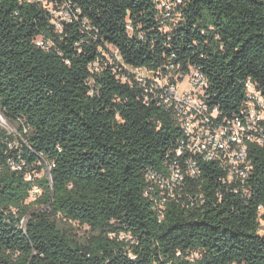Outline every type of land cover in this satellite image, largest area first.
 Instances as JSON below:
<instances>
[{
    "label": "trees",
    "instance_id": "16d2710c",
    "mask_svg": "<svg viewBox=\"0 0 264 264\" xmlns=\"http://www.w3.org/2000/svg\"><path fill=\"white\" fill-rule=\"evenodd\" d=\"M167 1L174 20L161 0H51L72 14L58 31L42 4L0 0V112L17 131L0 126V264H264V149L248 196L201 162L157 209L147 175L183 133L125 70H198L207 103L239 115L248 81L264 97V0Z\"/></svg>",
    "mask_w": 264,
    "mask_h": 264
},
{
    "label": "built area",
    "instance_id": "2783aa9c",
    "mask_svg": "<svg viewBox=\"0 0 264 264\" xmlns=\"http://www.w3.org/2000/svg\"><path fill=\"white\" fill-rule=\"evenodd\" d=\"M19 1L42 4L54 15L52 23L58 31H62L64 22L72 20L67 4L56 10L55 6L58 4L51 0ZM175 8L174 3L161 0L164 19L174 20L172 11ZM37 45L46 47L41 40L37 41ZM114 53L118 55V52ZM125 70L129 73L128 77L133 76L144 88L145 103L157 102L173 112L183 133L167 170L147 175L151 185L145 195L152 198L155 207L163 210L168 199L175 198L176 191L182 189L188 180H198L202 174L201 162L214 163L226 174L223 181L233 186L232 191L248 196V179L254 171L249 158L250 147L258 145L264 149V97L256 86L251 81L246 83L247 101L239 115L221 118L219 109L207 103L208 80L200 71L192 69L186 76H166L146 69L126 67ZM141 71H145L147 76H141ZM128 77L125 76L122 81L127 82ZM184 83L186 88H183ZM27 180H31V177ZM40 194L41 190L34 186L32 198ZM260 211H263L262 207Z\"/></svg>",
    "mask_w": 264,
    "mask_h": 264
},
{
    "label": "rangeland",
    "instance_id": "374dc122",
    "mask_svg": "<svg viewBox=\"0 0 264 264\" xmlns=\"http://www.w3.org/2000/svg\"><path fill=\"white\" fill-rule=\"evenodd\" d=\"M114 54L116 55V62L120 66H124L120 57H118V55L116 53H114ZM139 74L143 77L147 76V73L145 71H141V72H139ZM186 86H187L186 83H184L183 88H186ZM0 126L4 130H6L9 134H16L17 133L16 127L11 122L7 121L1 112H0ZM24 132L27 133L28 131L25 129ZM50 170H51V166L49 164H47L45 172L48 173ZM260 233L262 235H264V230H262ZM89 235H90V231L87 228L73 230V236L78 240H85ZM122 238H124V237H122Z\"/></svg>",
    "mask_w": 264,
    "mask_h": 264
},
{
    "label": "water",
    "instance_id": "95a60500",
    "mask_svg": "<svg viewBox=\"0 0 264 264\" xmlns=\"http://www.w3.org/2000/svg\"><path fill=\"white\" fill-rule=\"evenodd\" d=\"M5 118V117H4Z\"/></svg>",
    "mask_w": 264,
    "mask_h": 264
}]
</instances>
